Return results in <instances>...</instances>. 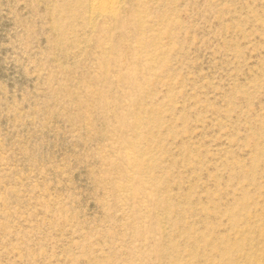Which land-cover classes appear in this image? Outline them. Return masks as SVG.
I'll return each instance as SVG.
<instances>
[{"label":"rangeland","instance_id":"rangeland-1","mask_svg":"<svg viewBox=\"0 0 264 264\" xmlns=\"http://www.w3.org/2000/svg\"><path fill=\"white\" fill-rule=\"evenodd\" d=\"M99 3L0 0V264H264V0Z\"/></svg>","mask_w":264,"mask_h":264},{"label":"bare ground","instance_id":"bare-ground-1","mask_svg":"<svg viewBox=\"0 0 264 264\" xmlns=\"http://www.w3.org/2000/svg\"><path fill=\"white\" fill-rule=\"evenodd\" d=\"M101 6H106L108 4H113V0H100V3H99ZM109 7V6H107Z\"/></svg>","mask_w":264,"mask_h":264}]
</instances>
